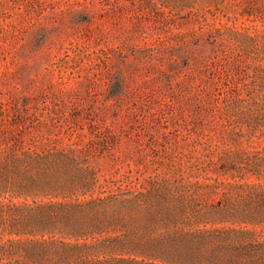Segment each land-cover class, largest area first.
<instances>
[{
    "label": "rangeland",
    "instance_id": "obj_1",
    "mask_svg": "<svg viewBox=\"0 0 264 264\" xmlns=\"http://www.w3.org/2000/svg\"><path fill=\"white\" fill-rule=\"evenodd\" d=\"M0 264H264V0H0Z\"/></svg>",
    "mask_w": 264,
    "mask_h": 264
},
{
    "label": "trees",
    "instance_id": "obj_2",
    "mask_svg": "<svg viewBox=\"0 0 264 264\" xmlns=\"http://www.w3.org/2000/svg\"><path fill=\"white\" fill-rule=\"evenodd\" d=\"M178 197L182 200V210L185 215L183 222H187L188 226L180 227V236L188 237L190 240H202L208 237L239 240L245 238L247 234H251L249 228L241 224L246 222L244 218L239 220V226H226L225 228L209 226L208 222L212 221L214 213L225 211L218 203H211L206 206L205 203L201 202V193L198 191L192 192V190L184 189ZM186 219L187 221H184ZM192 254L186 255L187 258L191 259Z\"/></svg>",
    "mask_w": 264,
    "mask_h": 264
}]
</instances>
